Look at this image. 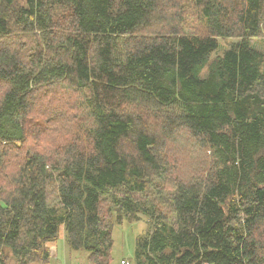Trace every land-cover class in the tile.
I'll use <instances>...</instances> for the list:
<instances>
[{
    "label": "trees",
    "instance_id": "trees-1",
    "mask_svg": "<svg viewBox=\"0 0 264 264\" xmlns=\"http://www.w3.org/2000/svg\"><path fill=\"white\" fill-rule=\"evenodd\" d=\"M262 37L264 0H0V264L142 216L136 264H264Z\"/></svg>",
    "mask_w": 264,
    "mask_h": 264
},
{
    "label": "rangeland",
    "instance_id": "rangeland-1",
    "mask_svg": "<svg viewBox=\"0 0 264 264\" xmlns=\"http://www.w3.org/2000/svg\"><path fill=\"white\" fill-rule=\"evenodd\" d=\"M264 37L252 40V46L264 51ZM222 47L226 48L227 44L222 43ZM222 50L216 55H221ZM116 213H114V219ZM113 241L114 247L112 251L113 264H121L122 260L128 261L130 264H136V250L138 238L144 236L148 232L149 220L142 216V220L138 222H129L124 219L121 224L116 220L113 222ZM48 246L52 251V259L48 264H90L88 261V253L85 251H72L66 241V232L64 227L60 230L59 239L55 243H49ZM8 264H17L11 251Z\"/></svg>",
    "mask_w": 264,
    "mask_h": 264
},
{
    "label": "built area",
    "instance_id": "built-area-1",
    "mask_svg": "<svg viewBox=\"0 0 264 264\" xmlns=\"http://www.w3.org/2000/svg\"><path fill=\"white\" fill-rule=\"evenodd\" d=\"M121 264H130L128 261L122 260Z\"/></svg>",
    "mask_w": 264,
    "mask_h": 264
}]
</instances>
